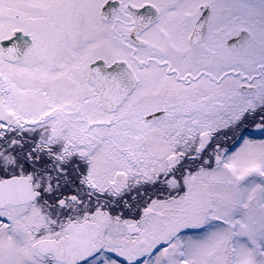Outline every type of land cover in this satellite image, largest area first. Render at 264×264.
<instances>
[{
    "label": "snow or ice",
    "instance_id": "6c2138e0",
    "mask_svg": "<svg viewBox=\"0 0 264 264\" xmlns=\"http://www.w3.org/2000/svg\"><path fill=\"white\" fill-rule=\"evenodd\" d=\"M0 264H264V0H0Z\"/></svg>",
    "mask_w": 264,
    "mask_h": 264
}]
</instances>
